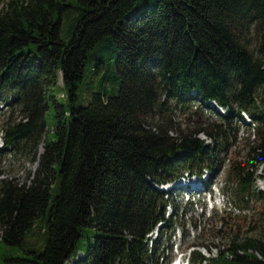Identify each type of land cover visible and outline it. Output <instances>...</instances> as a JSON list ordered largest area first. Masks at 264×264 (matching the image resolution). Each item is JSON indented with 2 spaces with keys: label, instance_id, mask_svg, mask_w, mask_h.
I'll return each mask as SVG.
<instances>
[{
  "label": "trees",
  "instance_id": "16d2710c",
  "mask_svg": "<svg viewBox=\"0 0 264 264\" xmlns=\"http://www.w3.org/2000/svg\"><path fill=\"white\" fill-rule=\"evenodd\" d=\"M3 103L0 156L37 166L0 180V264H169L194 202L161 187L204 176L208 188L225 161L220 191L264 214V0H6ZM244 115L252 143L223 159ZM187 263L264 264V240L192 248Z\"/></svg>",
  "mask_w": 264,
  "mask_h": 264
},
{
  "label": "rangeland",
  "instance_id": "374dc122",
  "mask_svg": "<svg viewBox=\"0 0 264 264\" xmlns=\"http://www.w3.org/2000/svg\"><path fill=\"white\" fill-rule=\"evenodd\" d=\"M4 1L6 0H0V5ZM100 52L103 53V57L101 58L103 61H106L105 57L107 56L110 59L113 58L114 53L110 52L108 48H104ZM92 63L93 61L90 56L86 63L87 70L82 83L83 87L86 86L85 81L91 76L88 75V70L92 66ZM106 81V85H109L110 93H113L117 87V83L113 78L111 70L107 73ZM58 84H60V76ZM87 93L79 98V105L87 102ZM58 95L61 96V93L56 94V97ZM212 105L214 106L211 103ZM8 109L9 107L5 106L4 103L0 105V127ZM13 113V116L18 118L17 111L15 110ZM173 113L175 119L183 120L181 111L174 110ZM204 113L209 115L210 112L203 111V118H205ZM210 115L213 117L212 114ZM46 120L49 121L48 115H46ZM247 121L248 118L244 115L243 122H236V129L232 132V136L227 138L226 146L229 147V150L222 156L223 159L232 158L233 156L242 159L245 156L253 140L252 126ZM199 137L208 142V139L204 135L200 134ZM39 148L41 149V146ZM36 166V161H30L25 155L12 152L4 153L0 156V180L7 178L19 183L24 182L30 178ZM225 168L226 161L222 170L210 176L208 188H204L200 183V180L205 179L204 176L200 178H180L173 184L162 187V189L170 190L172 194L176 193L178 198L184 200L188 196L194 202L193 212L186 214L184 218L183 232H181L179 227H176L170 236V241L173 245L167 254L169 264H185L187 252L192 248L198 249L207 257H215L219 253V250L224 249L231 241L241 242L247 238L264 240V214H260L259 212L258 201L251 200L247 208L239 210L233 206L227 194H223L220 191ZM256 173L258 174L259 171L257 170ZM253 185L256 190L264 191L263 180L255 178ZM199 207H202L203 210L200 211ZM189 221H193L195 225L193 226ZM226 254L228 257L230 256L228 253ZM179 255L181 262L178 261ZM75 257L80 258L81 253L79 252ZM72 263H74V258H70L66 264Z\"/></svg>",
  "mask_w": 264,
  "mask_h": 264
},
{
  "label": "bare ground",
  "instance_id": "6f19581e",
  "mask_svg": "<svg viewBox=\"0 0 264 264\" xmlns=\"http://www.w3.org/2000/svg\"><path fill=\"white\" fill-rule=\"evenodd\" d=\"M164 187V186H163Z\"/></svg>",
  "mask_w": 264,
  "mask_h": 264
}]
</instances>
